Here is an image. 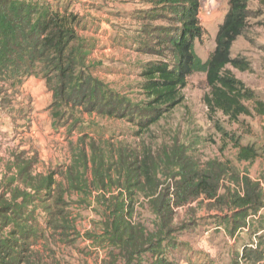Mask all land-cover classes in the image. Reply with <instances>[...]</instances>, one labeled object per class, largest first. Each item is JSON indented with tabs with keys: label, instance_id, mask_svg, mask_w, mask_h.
<instances>
[{
	"label": "trees",
	"instance_id": "obj_1",
	"mask_svg": "<svg viewBox=\"0 0 264 264\" xmlns=\"http://www.w3.org/2000/svg\"><path fill=\"white\" fill-rule=\"evenodd\" d=\"M251 1L227 0L214 49L201 62L194 51L195 42L203 37L201 1L143 0L148 8L136 15L140 27L134 37L135 51L155 59L140 67L138 89L143 100L134 103L93 76L89 61L93 44L78 34L80 19L68 1L0 0V108L10 102L4 97L8 91L17 93L27 78L37 77L50 96L47 108L54 124L66 127L67 138L78 131L81 148L60 173L61 182L56 181L55 171L36 170V152L28 149L10 154L0 179V264H33L34 248L47 242L48 233L62 237L72 228L68 222L69 198L77 196L85 204L92 196L90 187L97 192L92 202L102 201L103 206L98 215L100 245L108 249L113 262L121 258L122 264H177L169 254L176 244L175 236L188 226L176 222L177 211L201 197L214 201V207L228 198L236 224L264 208L258 183L247 176L238 182L239 191L219 196L223 171L212 164L198 172L189 162L179 165L182 157L177 159L175 152L176 160L159 169L148 162V155L139 160L122 151L117 163L105 161L93 143L86 149L85 133L78 129L84 114H96L124 120L144 133L182 103L181 91L196 72L205 74L208 93L204 104L210 113H220L231 123L239 122L240 117H264V102L228 69L252 71L245 58L231 57L233 43L247 28ZM220 132L237 150V162L252 163L258 158L254 147ZM171 167L179 171L175 188L165 187V180L173 178ZM113 169L121 172L119 178L125 182L117 195L111 193ZM88 170L93 175L90 185L86 181ZM140 197L152 217L148 223L135 216ZM38 211L44 215L43 223ZM146 254L150 262L143 259Z\"/></svg>",
	"mask_w": 264,
	"mask_h": 264
},
{
	"label": "rangeland",
	"instance_id": "obj_2",
	"mask_svg": "<svg viewBox=\"0 0 264 264\" xmlns=\"http://www.w3.org/2000/svg\"><path fill=\"white\" fill-rule=\"evenodd\" d=\"M200 1L199 19L203 37L200 42H195L194 51L201 62H205L214 49L218 27L227 12V0ZM248 9L250 16L247 28L233 43L231 57L245 58L253 65L254 70L240 73L231 67L228 69L247 87H256L260 79L258 69L264 62V0H252ZM139 27L134 31H138ZM91 39L93 46L97 47V54L103 57L107 55L109 60L104 63L102 56V60H92L93 76L117 94L134 103H140L143 100L138 89L140 67L155 59V56L143 55L133 48H124L126 53L122 57L119 55L121 46L114 49L110 46V52L104 54V43L98 37ZM16 92L8 91L4 97L10 102L0 108V169H5L9 161L3 160V157L8 156L10 159L12 150L9 149L23 147L37 153L38 172L55 171L56 181L61 182L60 173L65 171L71 159L81 150L78 146L80 134L76 131L67 138L66 127L54 124L47 108L51 102L50 96L45 89L42 103H37V106H41L38 113L34 108L37 98L26 94L22 88ZM207 93L205 74L196 72L188 78L187 86L181 91L182 103L144 133L138 132L135 125L124 120L96 114H84V123L78 129L82 128L85 133L83 139L86 149L89 143H93L105 161L111 159L113 163H117L118 152L122 151L125 155L138 156L139 160L148 155V162L158 165V169L167 161L174 162L175 154L177 159L178 156L182 157L179 165L189 162L191 168L198 172L206 170L208 164H212L223 171L218 185L219 196L239 191L238 182L247 176L255 184L258 183L261 203L264 205V117H240L239 122L231 123L220 113L213 114L208 111L204 104ZM46 110L48 118L44 116L45 119L38 120L36 115L45 113ZM32 121L37 129L33 136L31 130H35V127L31 128ZM220 129L238 137L242 145L254 147L258 158L252 163L237 162V150L228 139L222 137ZM86 151L89 154V150ZM89 158L90 155H87L88 167L91 168ZM119 173L121 172L114 169L110 172L113 186L107 181L113 195L120 193L125 183L123 178H119ZM178 173L177 167H171L170 176L173 178L165 180V187L175 188L174 185L179 181V176H175ZM86 181L89 185L93 182L90 170L87 172ZM89 190L92 196L87 197L85 204L80 203L77 196L69 198L68 222L72 228L66 230L62 237L48 233L47 242L34 248L33 264H122L121 258L113 262L108 255V249L100 245L98 215L103 207L102 201L94 204L92 201L97 192L91 187ZM105 198L108 199L109 195L106 194ZM137 200L139 203L135 209L136 219L148 223L152 217L147 207L142 205L144 200L142 197ZM213 204L214 201L201 197L178 209L176 222L188 223V226L183 232L178 231L176 239L181 243V250L170 253L169 259L174 258L177 264H264V208L257 213L251 212L245 221L239 219L236 224L228 198L224 199L220 207H214ZM38 213L39 222L43 223L44 215L41 211Z\"/></svg>",
	"mask_w": 264,
	"mask_h": 264
},
{
	"label": "crops",
	"instance_id": "obj_3",
	"mask_svg": "<svg viewBox=\"0 0 264 264\" xmlns=\"http://www.w3.org/2000/svg\"><path fill=\"white\" fill-rule=\"evenodd\" d=\"M71 6V11L76 14L80 19L78 33L79 35L90 39L91 38H99L101 42L104 43L106 49L103 51L104 54L110 52L111 47L114 49L116 46H121L122 50L119 52V55L123 57L126 53L124 52V48L130 49L136 48L134 39L137 34L136 28L139 27V23L136 20V15L139 11L145 10L148 8L146 4H144L143 0H66ZM126 17V19H123ZM119 30V31H117ZM139 30V29H138ZM134 31V32H133ZM97 34H94V33ZM121 34H120V33ZM131 36V39L129 37ZM110 39V40H109ZM104 40V41H103ZM109 40V41H108ZM114 40V41H113ZM99 41V43H100ZM120 43V44H119ZM112 44V45H111ZM119 44V45H117ZM130 46V47H128ZM96 45L93 46L91 51L89 61L93 62L92 60H102L105 63L107 61V55H98L96 52ZM101 56L103 58H101ZM109 61V60H108ZM101 62V61H100ZM253 68V65H251ZM254 70V68L252 69ZM258 73L260 74L259 83L256 87H251L255 93L258 94L260 99L264 102V62L258 69ZM22 88L26 94H31V97L37 98L38 101L35 103L34 108L37 109V113L39 109H41L40 104L37 106V103H42V96L44 95L43 89V82L37 77H30L27 78L22 86ZM39 108V109H38ZM48 111L46 110L45 113H39L38 120H42L48 118ZM45 116V118H44ZM33 120V119H31ZM34 125V122H31V128ZM35 126H33L34 128ZM36 127L35 130H31V136L36 135ZM1 132V129H0ZM1 140V139H0ZM16 152L21 150H28L23 147H15L14 149H9V151ZM11 152V153H12ZM10 153V154H11ZM0 157H2L0 155ZM10 157V155H9ZM2 159V158H0ZM8 159V156L3 157V160ZM4 169H0V177L3 175ZM176 238V236H175ZM176 240V244L173 247L172 252L177 250H181L180 248V241ZM143 258L145 261H151V258L148 254L144 255ZM174 260V258H171ZM143 264H147L143 263Z\"/></svg>",
	"mask_w": 264,
	"mask_h": 264
},
{
	"label": "built area",
	"instance_id": "obj_4",
	"mask_svg": "<svg viewBox=\"0 0 264 264\" xmlns=\"http://www.w3.org/2000/svg\"><path fill=\"white\" fill-rule=\"evenodd\" d=\"M201 10V9H200Z\"/></svg>",
	"mask_w": 264,
	"mask_h": 264
}]
</instances>
